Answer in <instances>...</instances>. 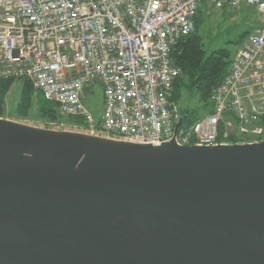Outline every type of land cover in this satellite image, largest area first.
I'll return each mask as SVG.
<instances>
[{"label":"water","instance_id":"95a60500","mask_svg":"<svg viewBox=\"0 0 264 264\" xmlns=\"http://www.w3.org/2000/svg\"><path fill=\"white\" fill-rule=\"evenodd\" d=\"M0 264H264V140L142 144L0 117Z\"/></svg>","mask_w":264,"mask_h":264},{"label":"built area","instance_id":"2783aa9c","mask_svg":"<svg viewBox=\"0 0 264 264\" xmlns=\"http://www.w3.org/2000/svg\"><path fill=\"white\" fill-rule=\"evenodd\" d=\"M206 1L253 7L260 23L213 90L212 111L183 126L173 100L182 70L172 51L196 30ZM0 79L29 80L94 135L154 145L174 138L181 146L260 142L264 0H0ZM97 83L104 94L98 122L83 101Z\"/></svg>","mask_w":264,"mask_h":264},{"label":"trees","instance_id":"16d2710c","mask_svg":"<svg viewBox=\"0 0 264 264\" xmlns=\"http://www.w3.org/2000/svg\"><path fill=\"white\" fill-rule=\"evenodd\" d=\"M198 26L199 17L196 20V30L188 37L182 39L172 51L174 64L182 70V77L175 82L173 100L181 87L188 86L193 93L199 95L202 107L207 112H211L212 92L224 79L232 59L225 49H218L208 53L204 47L203 38L198 32ZM249 34L250 32H247L246 35L248 36ZM17 81L0 79V117H7V99ZM18 89L19 100L15 108L18 119L29 120L32 115L31 111L37 109L39 117L46 122L70 123L83 128L87 127L83 118L61 114L58 105L46 100L42 93L34 89L29 80L23 79ZM181 115L183 120H188V125H191L199 118L189 119L187 110ZM259 124L264 129V116L260 119ZM221 128H223V125H221ZM261 139H264V134Z\"/></svg>","mask_w":264,"mask_h":264},{"label":"rangeland","instance_id":"374dc122","mask_svg":"<svg viewBox=\"0 0 264 264\" xmlns=\"http://www.w3.org/2000/svg\"><path fill=\"white\" fill-rule=\"evenodd\" d=\"M198 17V32L203 38L204 47L207 52L211 53L218 49H225L231 59L235 57L243 41L248 37L246 35L247 32L251 33L260 23V14L253 7L242 6L240 9L230 7L217 8L208 1L201 5ZM22 81L18 80L16 82L17 85L15 84L12 92L8 96L6 118L38 127L90 134L86 128L78 125L46 122L39 117L37 109L31 111L32 115L29 117V120L24 121L18 119L15 108L19 100L18 88ZM83 101L88 110L93 114L95 120L97 122L100 121L104 111V94L101 83L91 86L85 93ZM174 102L180 114L185 110L188 111L189 119H195L196 117L207 114V111L202 107L199 95L193 93L188 86H183L179 89ZM186 125H188V120H184L183 122V126Z\"/></svg>","mask_w":264,"mask_h":264}]
</instances>
